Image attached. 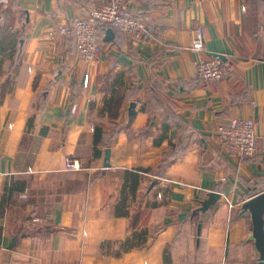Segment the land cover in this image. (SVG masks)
Wrapping results in <instances>:
<instances>
[{"label": "crops", "instance_id": "obj_1", "mask_svg": "<svg viewBox=\"0 0 264 264\" xmlns=\"http://www.w3.org/2000/svg\"><path fill=\"white\" fill-rule=\"evenodd\" d=\"M87 1L0 0V264H260L242 204L264 191V0H127L146 32L96 62L59 31ZM213 54L234 74L205 84ZM232 117L257 120L253 158L220 142Z\"/></svg>", "mask_w": 264, "mask_h": 264}, {"label": "built area", "instance_id": "obj_2", "mask_svg": "<svg viewBox=\"0 0 264 264\" xmlns=\"http://www.w3.org/2000/svg\"><path fill=\"white\" fill-rule=\"evenodd\" d=\"M127 0H88L87 16L75 17L70 27L62 26L59 31H68L75 35V49L78 56L85 62L100 60L104 37L108 28H112L122 40L124 36L134 40L140 39L146 32L144 20L132 14L125 6ZM204 33L198 29L191 44L194 52L204 49ZM196 78L205 84L219 81L227 75L232 76L234 69L230 59L225 55L213 54L208 59L198 62ZM227 73V74H226ZM88 79H85V85ZM257 120L253 118L232 117L217 126V135L220 142L229 153L238 158H253L258 151L259 135L257 133ZM83 165L81 161L68 158L67 170H79ZM159 198L162 194L159 193Z\"/></svg>", "mask_w": 264, "mask_h": 264}, {"label": "water", "instance_id": "obj_3", "mask_svg": "<svg viewBox=\"0 0 264 264\" xmlns=\"http://www.w3.org/2000/svg\"><path fill=\"white\" fill-rule=\"evenodd\" d=\"M114 37V30L108 28L104 40L110 41ZM110 149H106L105 152V164L109 165ZM159 178H154L153 184L158 182ZM210 198L204 202V206L208 207L211 204H215L216 200L220 197L217 192H211ZM243 210H248L251 214L253 222V232L251 239L254 240L256 249L259 252V263L264 264V191L256 194L249 200L242 204ZM16 238L12 240V246L15 243Z\"/></svg>", "mask_w": 264, "mask_h": 264}, {"label": "trees", "instance_id": "obj_4", "mask_svg": "<svg viewBox=\"0 0 264 264\" xmlns=\"http://www.w3.org/2000/svg\"><path fill=\"white\" fill-rule=\"evenodd\" d=\"M126 174L128 176H130V178H131V182H132L131 193H134L136 191V187H137V185L139 183V180L144 177L143 175H148L149 177L155 176V175H153L151 173V171L149 169H145V168L144 169H139V170H136V171L128 170L126 172Z\"/></svg>", "mask_w": 264, "mask_h": 264}]
</instances>
